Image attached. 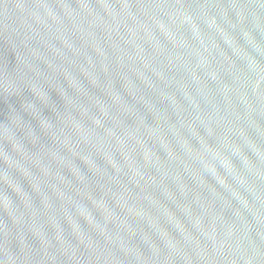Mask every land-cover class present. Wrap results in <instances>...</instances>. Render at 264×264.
<instances>
[{
	"label": "water",
	"instance_id": "water-1",
	"mask_svg": "<svg viewBox=\"0 0 264 264\" xmlns=\"http://www.w3.org/2000/svg\"><path fill=\"white\" fill-rule=\"evenodd\" d=\"M0 264H264V0H0Z\"/></svg>",
	"mask_w": 264,
	"mask_h": 264
}]
</instances>
